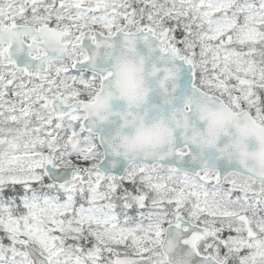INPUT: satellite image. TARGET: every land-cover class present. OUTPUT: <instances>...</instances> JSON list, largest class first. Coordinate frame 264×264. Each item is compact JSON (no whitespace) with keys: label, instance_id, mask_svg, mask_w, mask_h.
Returning <instances> with one entry per match:
<instances>
[{"label":"snow or ice","instance_id":"6c2138e0","mask_svg":"<svg viewBox=\"0 0 264 264\" xmlns=\"http://www.w3.org/2000/svg\"><path fill=\"white\" fill-rule=\"evenodd\" d=\"M117 38L190 73L159 154L97 132ZM193 99L264 121V0H0V264H264V172L209 165Z\"/></svg>","mask_w":264,"mask_h":264},{"label":"clouds","instance_id":"9594fccd","mask_svg":"<svg viewBox=\"0 0 264 264\" xmlns=\"http://www.w3.org/2000/svg\"><path fill=\"white\" fill-rule=\"evenodd\" d=\"M101 57V68L110 76L103 88L91 91L92 111L97 124L119 120L109 140L110 148L122 158L161 153L172 139L174 128L171 112L164 114L161 108L159 115L148 116L157 107L149 104L153 91L149 81L157 71L147 66L146 56L121 46L101 52ZM162 82L157 83L163 87ZM114 101L123 103V111H113ZM192 104L195 118L188 131L197 151L219 149L240 168L264 172V121L237 118L230 105L221 108L198 99ZM224 137L226 142L219 145Z\"/></svg>","mask_w":264,"mask_h":264},{"label":"water","instance_id":"95a60500","mask_svg":"<svg viewBox=\"0 0 264 264\" xmlns=\"http://www.w3.org/2000/svg\"><path fill=\"white\" fill-rule=\"evenodd\" d=\"M119 38H117V47L119 46ZM155 48V44H153ZM135 50L142 56H146L147 66L149 68L155 66L159 71L156 72L154 79H150V86L153 88V91L149 95V104L157 106L156 108L150 110L148 112V116L152 117L160 114V110L162 108L164 114L170 113L173 110L181 107L183 100L186 96H188L191 92V81H190V73L186 66H182L179 63L176 64L174 71H176L175 80H164L165 72L164 68L170 67L169 62L161 58V55L158 50L149 53L148 47L141 41L137 40L135 45ZM104 52V50H101ZM98 64L100 67L103 66V57L99 59ZM163 79V87L159 85V81ZM175 85V88H173ZM167 101V102H165ZM113 111H123L124 105L120 101L113 102ZM119 120L115 119V124H118ZM115 124L113 122H106L102 124H97V132L100 134L102 138H106L110 140L113 132ZM202 127V125H199ZM226 137L222 138L219 142V145H223L226 142ZM193 151H196L193 149ZM205 158L207 159L209 165L219 163L216 160L218 155L215 149L209 150L204 153ZM114 159H122V158H114L106 155L105 161H102V164L112 161ZM235 164V162H232Z\"/></svg>","mask_w":264,"mask_h":264}]
</instances>
